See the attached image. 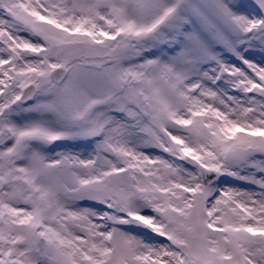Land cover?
I'll use <instances>...</instances> for the list:
<instances>
[{"label":"snow or ice","instance_id":"6c2138e0","mask_svg":"<svg viewBox=\"0 0 264 264\" xmlns=\"http://www.w3.org/2000/svg\"><path fill=\"white\" fill-rule=\"evenodd\" d=\"M0 264H264V0H0Z\"/></svg>","mask_w":264,"mask_h":264}]
</instances>
